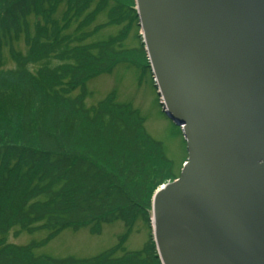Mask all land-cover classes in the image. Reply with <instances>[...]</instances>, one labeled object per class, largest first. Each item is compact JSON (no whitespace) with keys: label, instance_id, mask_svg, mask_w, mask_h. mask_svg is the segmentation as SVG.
<instances>
[{"label":"trees","instance_id":"16d2710c","mask_svg":"<svg viewBox=\"0 0 264 264\" xmlns=\"http://www.w3.org/2000/svg\"><path fill=\"white\" fill-rule=\"evenodd\" d=\"M134 6V0H0V264H161L152 196L178 177L185 159L176 164L168 157L141 112L114 94L86 104L89 79L118 63H137L122 48L129 30H139ZM100 16L105 21L95 23ZM105 26L121 28L98 38ZM21 36L24 52L15 48ZM136 50L144 51L142 41ZM117 221L127 229L145 224L149 239L141 249L115 247L80 259L38 254L39 242H6L16 227L46 232L48 240L65 229L95 233Z\"/></svg>","mask_w":264,"mask_h":264},{"label":"water","instance_id":"95a60500","mask_svg":"<svg viewBox=\"0 0 264 264\" xmlns=\"http://www.w3.org/2000/svg\"><path fill=\"white\" fill-rule=\"evenodd\" d=\"M187 163L152 196L162 264H264V0H135Z\"/></svg>","mask_w":264,"mask_h":264},{"label":"rangeland","instance_id":"374dc122","mask_svg":"<svg viewBox=\"0 0 264 264\" xmlns=\"http://www.w3.org/2000/svg\"><path fill=\"white\" fill-rule=\"evenodd\" d=\"M133 8L135 9V6ZM34 20V18H31L30 22L33 23ZM103 21H105V17L100 16L95 23H102ZM120 28V26H105L98 33V38H103L109 34L114 35ZM137 32L140 36V28L136 30L132 27L128 32V36L122 42V48L127 52L126 56L128 59H136V65L121 62L116 65L112 72L89 79L87 82L86 104L96 105L113 94L116 101L132 104L141 112L147 132L160 142L168 157L176 164H181L187 158L185 141L180 128L162 111L151 72L149 68L144 67L145 65L149 67L146 52L143 51L139 54L136 50L141 42L136 37ZM15 48L21 52L25 51L23 36L15 43ZM4 55L6 56V63H8L7 66L12 65V62L8 60L10 59L8 54L4 52ZM169 181L167 179L165 183ZM46 238V232L28 233L16 227L9 231L6 242L14 245L39 242L41 245L35 250L38 254L87 259L115 247H118L117 253L139 250L149 239L148 229L142 221L135 222L130 229H127L123 222L117 221L103 225L95 233L88 228L78 231L65 229L48 240Z\"/></svg>","mask_w":264,"mask_h":264}]
</instances>
